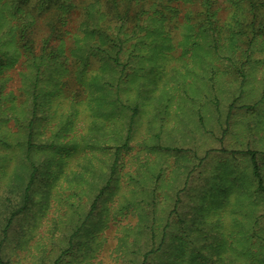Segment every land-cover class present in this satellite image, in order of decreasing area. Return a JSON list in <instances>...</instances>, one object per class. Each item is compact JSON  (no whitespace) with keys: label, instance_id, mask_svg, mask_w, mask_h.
<instances>
[{"label":"rangeland","instance_id":"obj_1","mask_svg":"<svg viewBox=\"0 0 264 264\" xmlns=\"http://www.w3.org/2000/svg\"><path fill=\"white\" fill-rule=\"evenodd\" d=\"M215 3V23H233L240 10L227 0ZM5 4L0 0V241L8 264H53L59 256L56 264H138L162 236L149 264H264L259 243L264 216L254 229L248 159L240 154L229 159L222 150L262 151L264 177V31L248 58L240 42L232 54L221 48L232 58L228 62L203 46L208 39L197 47L184 44L190 21L183 15L200 5L181 3V14L167 22L172 48L162 43L156 52L142 51L112 83L111 91L120 96L115 109L108 98L99 105L90 101L86 85L78 83L70 51L73 19L61 29L64 51L57 49L59 39L46 48L59 62L47 64L33 114L34 67L18 44L17 21ZM32 29L40 31L35 34L40 55L47 29L38 21ZM88 65L87 81L94 74L110 78V69L102 71L96 59ZM134 109L127 147L116 153ZM233 164L238 170L231 169ZM32 169L30 201L4 234ZM104 186L95 211L82 224ZM235 188L248 193L237 197ZM179 191L181 200L175 203ZM263 209L258 206L255 214Z\"/></svg>","mask_w":264,"mask_h":264},{"label":"trees","instance_id":"obj_2","mask_svg":"<svg viewBox=\"0 0 264 264\" xmlns=\"http://www.w3.org/2000/svg\"><path fill=\"white\" fill-rule=\"evenodd\" d=\"M227 1L240 11L234 14L233 23L223 21L221 24H216L215 21H219L217 19L219 9L218 6L216 7V0H6L5 5L10 10L11 16L18 22L14 25L18 44L28 54L29 65L34 67V78L31 79L34 93L33 114H35L38 105L37 98L39 91L37 92V90L40 86L39 81L41 76H45V72H47L46 68H48L47 64L52 59L57 60V57H53V50L46 52V48L51 40L59 39L61 44L57 49L60 52L64 51V33L61 29L62 27L65 29L73 19H77V26L72 34V47L70 51L73 59H75L74 65L76 64L75 70H77L76 74H78V83L86 85L90 101H97L99 105L100 103H104L108 98L110 99L109 105L116 109L120 96L118 90L111 91L112 83L116 80L117 82L120 81L125 70V65L129 63L131 58L138 57L142 51L150 49L151 52L152 50L156 52L158 49H161L162 43L166 44L168 48H172L174 40L172 38V31L169 28L171 25L167 22H172L174 18L176 20L181 14V3H185L186 5L197 2L200 5L198 9L185 11L183 15L186 20L190 21L186 23L183 38L185 42L188 40V43L184 44L197 47L200 44L199 40L208 39L209 43L203 44V46L206 45V48L216 57L226 58L228 62L232 61V58L228 55H222L221 48L224 52L232 54V52H236L235 50L241 48V44H245L243 53L248 58L251 54L255 38L264 31V18L261 13V6L264 5V2L260 0ZM76 8L78 9L74 10ZM75 13L78 15L74 18ZM37 21L39 25L47 29V33L41 40L43 47L40 55L35 54L37 46L35 34H38L40 31L38 30L35 33V29L34 31L32 29ZM68 34L69 31L67 30ZM222 38H226L225 41L227 43L223 44L224 40ZM159 42H161L160 46ZM124 55L125 61L123 62L122 57ZM93 59H96L99 65L102 64V71L106 72L110 69V71H107V73L111 74L110 78L106 77V75L94 74L88 76L89 80L87 81L85 76L86 69ZM57 65L67 70L63 63H57ZM231 65L236 68L235 71L238 74L245 77V73L241 67L236 66L235 63H231ZM49 78L47 81H53L54 79L53 76ZM72 97L73 99H77V95L74 93ZM245 107L252 108L248 105ZM232 108L233 104L230 105L229 112H231ZM136 111L137 109H134V113L129 123H127V133L116 153H118L120 148L127 147ZM229 116L230 113H228L225 121L227 125H229ZM222 150L228 153L229 159L237 158V154L246 156L248 159L250 167L249 183L254 186L251 193L255 195L252 202V213L254 215L252 219L253 228L255 229L256 225L260 227V217L264 216V209L261 215L255 214V209L260 205L264 206V177L259 163V157H263L262 155L260 156L262 151L251 148L243 150L223 148ZM114 166L113 164L110 167V174L114 170ZM230 166L231 169L238 170L234 164ZM35 172L36 169H32L29 174V180L25 184L18 202L19 206L11 210L7 217L4 234H6L14 219L24 210L30 201ZM231 172L237 173L236 171ZM240 177L237 179L239 180ZM107 180V183H109L110 179L107 178ZM104 189L105 186L94 197L82 224L95 211L98 198H100ZM234 192H237V197H240L242 194H247L248 190L235 188ZM180 200L179 191L175 195V203H179ZM176 207L177 204L175 209ZM173 212L175 211L173 210ZM170 222V219H167L165 227ZM149 239L153 244L154 235H151ZM164 239L165 236H162L157 247L153 245L152 249L146 251L138 264L151 263L154 254L161 249ZM262 239L259 242L260 245H264V238ZM1 244L2 242L0 241V264H8L1 255ZM59 260L60 256L56 258L53 264H56Z\"/></svg>","mask_w":264,"mask_h":264}]
</instances>
